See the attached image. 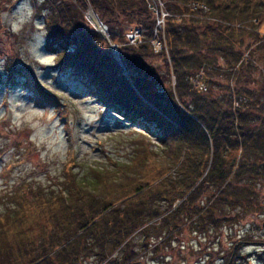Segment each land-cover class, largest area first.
Masks as SVG:
<instances>
[{
    "label": "trees",
    "instance_id": "obj_1",
    "mask_svg": "<svg viewBox=\"0 0 264 264\" xmlns=\"http://www.w3.org/2000/svg\"><path fill=\"white\" fill-rule=\"evenodd\" d=\"M84 1L41 2L49 11L44 27L56 66L84 75L100 100L156 138L154 153L169 166L156 182L128 196L105 190L143 163L139 150L61 183L23 180L0 194V264H77L86 257L94 264H126L134 257L135 231L147 239L152 231L157 242L171 245L183 226L201 248L203 239L217 238L224 224L232 227L258 205L264 125L256 130L260 124L251 123L249 110H264L258 105L264 95V0H165L178 102L170 84L156 87L169 83L166 58L156 75L150 58L160 52L148 41L134 46L121 40L131 22L152 29L146 1L90 0L110 25V38L123 42L119 56L128 74L104 36L83 19ZM236 94H244L251 107L236 105Z\"/></svg>",
    "mask_w": 264,
    "mask_h": 264
},
{
    "label": "rangeland",
    "instance_id": "obj_2",
    "mask_svg": "<svg viewBox=\"0 0 264 264\" xmlns=\"http://www.w3.org/2000/svg\"><path fill=\"white\" fill-rule=\"evenodd\" d=\"M42 1L0 0V194L26 179L41 178L53 185L67 181L77 172L91 174L92 165L129 159L135 150L142 152L143 163L129 169L131 176L124 175L122 182L115 185L111 182L105 192L128 196L135 188L156 182L169 166L166 158L154 153L160 147L159 141L100 100L84 75L56 66L55 52L44 27L49 11L41 6ZM145 1L154 19L152 29L147 32L142 23L131 22L124 27L121 40L134 46L148 41L154 52H160L150 62L158 75L164 70L165 57L170 79L169 83L159 82L156 87L170 84L174 93L166 39L171 11L165 0ZM84 2L87 7L83 11L81 7V12L87 25L104 36L112 52L119 49L123 42L110 38V25L91 6L90 0ZM90 7L100 18L108 37L90 22L87 15ZM261 31L264 33V23ZM15 63L19 64L18 71L10 78L6 76L7 70ZM254 75L259 76L260 70H255ZM198 87L201 89V84ZM174 96L176 102L180 101L176 93ZM260 97L262 102L258 105L264 107V95ZM235 100L240 107H251L245 106L248 100L244 94H236ZM249 117L251 123L260 124L256 128L259 131L264 125V110L250 109ZM261 173L263 179L256 186L258 205L251 206L253 210L240 216L232 227L224 224L217 238L203 239L199 248L195 233L187 226H183L171 245L166 240L158 243L152 231L149 239L135 231L131 237L134 257L126 264H264V168ZM117 189H121V194L116 193ZM228 258L235 261L226 262ZM77 264H94V259L86 257Z\"/></svg>",
    "mask_w": 264,
    "mask_h": 264
},
{
    "label": "bare ground",
    "instance_id": "obj_3",
    "mask_svg": "<svg viewBox=\"0 0 264 264\" xmlns=\"http://www.w3.org/2000/svg\"><path fill=\"white\" fill-rule=\"evenodd\" d=\"M87 15H88L89 19L91 20L90 22H92L93 24H95L96 27H98V30L101 31V32H104V34L106 35V37H108L107 36V31L104 28V26L102 25L100 18L98 17V15L95 13V11L91 7L88 9ZM114 50L115 51L113 52V54L119 60V49L114 48Z\"/></svg>",
    "mask_w": 264,
    "mask_h": 264
},
{
    "label": "water",
    "instance_id": "obj_4",
    "mask_svg": "<svg viewBox=\"0 0 264 264\" xmlns=\"http://www.w3.org/2000/svg\"><path fill=\"white\" fill-rule=\"evenodd\" d=\"M119 61H120V58H119ZM120 65L122 66V68H123V72L125 73V74H127V72H126V69L124 68V65H123V63L120 61Z\"/></svg>",
    "mask_w": 264,
    "mask_h": 264
},
{
    "label": "built area",
    "instance_id": "obj_5",
    "mask_svg": "<svg viewBox=\"0 0 264 264\" xmlns=\"http://www.w3.org/2000/svg\"><path fill=\"white\" fill-rule=\"evenodd\" d=\"M130 37H131V36H130ZM132 39H135V36H133Z\"/></svg>",
    "mask_w": 264,
    "mask_h": 264
}]
</instances>
